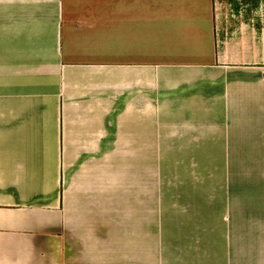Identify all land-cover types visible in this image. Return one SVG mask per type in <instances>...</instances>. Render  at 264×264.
<instances>
[{
  "label": "crops",
  "instance_id": "obj_1",
  "mask_svg": "<svg viewBox=\"0 0 264 264\" xmlns=\"http://www.w3.org/2000/svg\"><path fill=\"white\" fill-rule=\"evenodd\" d=\"M208 0H0V264H264V61Z\"/></svg>",
  "mask_w": 264,
  "mask_h": 264
},
{
  "label": "rangeland",
  "instance_id": "obj_2",
  "mask_svg": "<svg viewBox=\"0 0 264 264\" xmlns=\"http://www.w3.org/2000/svg\"><path fill=\"white\" fill-rule=\"evenodd\" d=\"M209 1L219 44L244 47L264 61V0Z\"/></svg>",
  "mask_w": 264,
  "mask_h": 264
}]
</instances>
